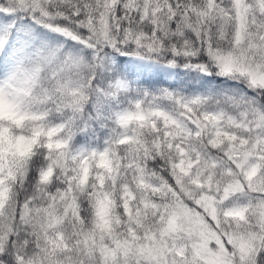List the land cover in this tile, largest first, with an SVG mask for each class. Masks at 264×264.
<instances>
[{
    "label": "snow or ice",
    "instance_id": "6c2138e0",
    "mask_svg": "<svg viewBox=\"0 0 264 264\" xmlns=\"http://www.w3.org/2000/svg\"><path fill=\"white\" fill-rule=\"evenodd\" d=\"M0 264H264V0H0Z\"/></svg>",
    "mask_w": 264,
    "mask_h": 264
}]
</instances>
